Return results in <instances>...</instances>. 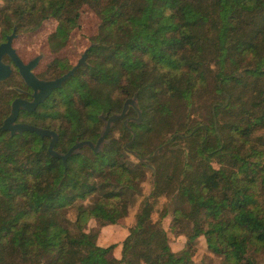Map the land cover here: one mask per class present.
Instances as JSON below:
<instances>
[{"label":"trees","instance_id":"16d2710c","mask_svg":"<svg viewBox=\"0 0 264 264\" xmlns=\"http://www.w3.org/2000/svg\"><path fill=\"white\" fill-rule=\"evenodd\" d=\"M3 1L4 27L32 31L56 21L47 35L53 52L68 43L82 7L100 20L85 38L96 43L87 64L49 106L19 114L56 131L55 150L95 142L100 115L119 113L134 93L141 122H129L135 137L127 149L144 157L173 138L140 162L124 148L132 133L118 119L100 151L83 147L64 166L47 151L48 137L0 130V264H195L201 236L222 264H256L264 249V139L253 136L264 127V0ZM62 71L52 66L49 76ZM13 81H0V125ZM148 165L152 186L134 223L120 244L99 245L88 222L119 225ZM160 197L166 202L154 220ZM168 232L185 238L180 249Z\"/></svg>","mask_w":264,"mask_h":264},{"label":"water","instance_id":"95a60500","mask_svg":"<svg viewBox=\"0 0 264 264\" xmlns=\"http://www.w3.org/2000/svg\"><path fill=\"white\" fill-rule=\"evenodd\" d=\"M15 30V29H14ZM12 31L10 35L7 36V40L5 43L0 44V81L5 80L11 73V69L8 65L4 64L1 60V56L3 54H8L15 65L18 67L19 74L21 75L22 79L24 80L25 84L30 86L33 89L32 99L30 101L24 100L21 98H15L10 105L9 114L3 119V122L0 126V130L8 131L10 136H14L16 134H21L24 131L34 132L38 134L40 137H49L50 141L48 144V152L52 157L60 158L66 166L67 159L76 154L81 152L83 147H89L94 152H98L101 150L103 144L107 141L106 135L111 128V125L117 121L118 119L122 120L123 126L132 133V137L128 143L124 145V148L127 152H129L140 162L145 161L149 157L155 156L158 151L169 144L172 140L170 138L167 142H164L157 146L151 155H146L144 157H140L137 153L133 150L127 149V144H129L135 137V133L129 126V122L132 121L134 123L141 122V111L138 107L137 103V94L134 93L132 97L126 98L123 107L119 113H114L109 116L100 115V118L103 120V127L100 130L99 136L95 142L90 140H82V141H75L69 149L62 153L54 149V146L58 139V134L49 129H45L39 126L27 124V123H17L15 122L18 112L20 109L33 111L35 107L44 101V99L51 93L52 90L61 87L63 81L67 80L70 76L73 75L75 69L85 62L86 52L87 49L81 54V57L77 61V63L68 70L65 74L57 77L53 80H40L35 76L32 72V69L36 66L39 56L31 59L27 64H24L17 54L15 53L14 49L11 47V41L16 36L15 31ZM129 107H132L136 111V117L127 118L125 117L126 112Z\"/></svg>","mask_w":264,"mask_h":264},{"label":"rangeland","instance_id":"374dc122","mask_svg":"<svg viewBox=\"0 0 264 264\" xmlns=\"http://www.w3.org/2000/svg\"><path fill=\"white\" fill-rule=\"evenodd\" d=\"M4 1L0 0V7H3ZM100 20L97 15L87 6L82 7L80 11V16L78 20V26L74 28L70 32V39L66 44V52L68 53V57L71 61H75L82 50L87 47V40L85 39L87 35L95 34L97 31V26ZM56 26V21L53 18H49L44 20L41 25L36 28L35 30H26L20 29L18 32L20 33L19 42L33 44L34 43V50L43 51V47L45 46L46 37L47 35L53 31ZM47 58V54H46ZM103 126V124H102ZM114 136L120 137V133H115ZM254 137H262L264 139V127L260 128L253 133ZM167 141V140H166ZM164 141V142H166ZM163 142V143H164ZM130 160L134 161V158L131 156ZM217 166L216 163L213 164ZM146 170V178L141 184V194L137 195L135 203L129 207V211L127 216L120 222L119 225H115L109 228L101 230V226L98 225V222L94 219L90 220L87 225V229L99 230L102 231L101 233L103 238L101 239L104 245H108V242H116L118 244L121 243L125 233H127V228L134 223V217L137 213L142 199L147 196L151 190L152 186V174L151 170H154V167L151 165L147 166ZM166 202L165 197H160L157 200L155 205V210L152 214V218L155 220L158 218L159 212L164 207V203ZM69 217L71 219L74 218L73 212H69ZM170 222V215H168L163 221L162 224L165 229L168 228V224ZM170 246L173 250H178L182 247L185 238L183 236H174L172 233L168 232ZM98 243V241H97ZM255 261L256 264H261L264 261V249L260 250V253L255 254ZM193 260L195 264H222L221 263V256L216 255L212 252H209L206 248L205 239L203 236L199 237L196 242V252L193 256Z\"/></svg>","mask_w":264,"mask_h":264},{"label":"flooded vegetation","instance_id":"af4514ba","mask_svg":"<svg viewBox=\"0 0 264 264\" xmlns=\"http://www.w3.org/2000/svg\"><path fill=\"white\" fill-rule=\"evenodd\" d=\"M7 25L4 27L2 24H0V44L5 43L6 40H7V36L10 35L12 33V31L15 29L14 31H15L16 36L11 41V47L14 49L15 53L17 54L19 59L24 64H27L31 59L39 56V60H38V62L36 64V66L32 69V72L40 80H53V79H55L57 77H60L61 75L65 74L68 70H70L77 63V61L81 57V54L86 49H88L89 46H92V45L96 44V43H90L87 47H85L82 50V52L80 53L79 57L75 61H71V59L68 57V53L66 52V46L67 45H65L60 51L53 52L51 50L49 44H48V40H47V37H46L45 46L43 47L44 52L43 51L35 52L34 43L33 44H27V43L19 42V39H20L21 36H20V33L18 32V30H20V29H17L16 24H13L12 27H8ZM46 54H47V58H46ZM86 54H87V52H86ZM86 59H87V55L85 57V62L75 69L73 75L76 73V71L81 66H85L87 64V60ZM1 60H2V62L4 64L8 65L10 67V69H11V73L6 79H8L11 76H13V78H14V81H13L14 83H12L11 85L7 86V88H10V89H12L15 92V95H14L12 101L15 98H21V99L30 101L32 99L33 89L30 86H28L27 84H25L24 80L22 79L21 75L19 74L18 67L15 65V63L13 62L11 57L8 54H3L1 56ZM59 61L63 63L62 68H57V65H58ZM52 66H55L56 69L59 70V71L60 70H63V71L60 74H58V75L49 76L50 69H51ZM67 80H65V81H67ZM65 81L62 82L61 87L52 90L51 93L44 99V101L42 103H47V105L49 106V102H51V100L54 99V94H56L57 91L63 87V84H64ZM11 102H10V105H11ZM42 103H39L35 107V109L33 111L20 109L19 112H18V115H17V118H16L15 122H17V123H27V124L35 125V124L30 123V121H32L30 119H21V118H19V114L21 112H24V113H35V112L38 111L39 105H41ZM9 111H10V108H9ZM48 116H49L48 114L45 115V119H46L45 122L47 121V119H49ZM35 126H39V127L45 128V129H49V128H46V127H43V126H40V125H35ZM49 130H52V129H49ZM41 138H44V137H41ZM48 139H49L48 140V144H49L50 138L48 137ZM47 148H48V146H47Z\"/></svg>","mask_w":264,"mask_h":264},{"label":"crops","instance_id":"0c3cea01","mask_svg":"<svg viewBox=\"0 0 264 264\" xmlns=\"http://www.w3.org/2000/svg\"><path fill=\"white\" fill-rule=\"evenodd\" d=\"M112 226H115V225L104 226V227L101 228V230L103 231V229H105V228H109V227H112ZM102 231L99 232L98 244L101 245V246H105V245H104L105 243H102V241H101V239L103 238V236H102L103 233H101ZM126 234H127V233H125L124 237L126 236ZM124 237H123V238H124ZM110 243H111V241L108 242V244H110ZM112 243H113V242H112ZM114 255H115L116 257H119V256H120V246H119V245H117V247L114 249Z\"/></svg>","mask_w":264,"mask_h":264}]
</instances>
